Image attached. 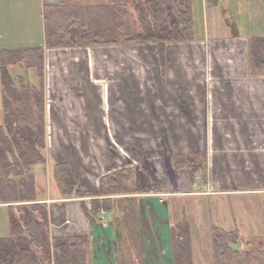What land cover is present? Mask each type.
I'll use <instances>...</instances> for the list:
<instances>
[{
  "label": "crops",
  "instance_id": "obj_1",
  "mask_svg": "<svg viewBox=\"0 0 264 264\" xmlns=\"http://www.w3.org/2000/svg\"><path fill=\"white\" fill-rule=\"evenodd\" d=\"M112 1L0 0V50L44 48L46 163L33 165L31 172L37 202L48 209L50 236H86L91 264H120L119 217L132 214L140 264H174L177 224L187 221L194 241L201 218L209 230L230 227L223 219L225 201L234 214L231 200L241 208L243 201L264 199V71L249 67L250 39L264 35L239 30L212 35L210 11L225 1L226 18L236 0H219L215 7L192 0L196 38L167 42L164 59L157 42L46 45V5L62 9ZM9 71L16 82L23 78L40 88L36 68L19 62ZM1 106L0 124L3 89ZM204 148L208 182L193 184L186 169L173 166L172 156ZM57 163L69 165L78 191L95 192L104 175L129 166L136 170L135 188L159 191L112 196V209L95 217L93 197L63 194L54 178ZM191 199H198L199 207L187 205ZM263 216L258 223L240 217L224 230L241 233L243 226L264 224Z\"/></svg>",
  "mask_w": 264,
  "mask_h": 264
},
{
  "label": "trees",
  "instance_id": "obj_2",
  "mask_svg": "<svg viewBox=\"0 0 264 264\" xmlns=\"http://www.w3.org/2000/svg\"><path fill=\"white\" fill-rule=\"evenodd\" d=\"M210 7L219 0H206ZM128 0L111 4L67 6V15L55 21L54 6L44 7L46 45L49 47L96 45L106 43L157 42L164 59L165 44L196 38L192 0H134L139 26L132 33L128 24ZM62 8V9H65ZM24 63L36 68L40 88L32 87L23 78L16 82L9 66ZM249 67L252 72L264 71V36L249 42ZM0 77L3 89L4 120L0 124V204H7L10 234L0 237V264H91V241L86 236L51 237L48 209L37 202L35 175L31 168L45 164L44 48L0 50ZM177 169H186L193 184L208 182L207 149L177 153L172 156ZM54 178L66 196H90L91 212L99 217L101 210L112 209V196L153 193L159 188L137 189L130 168L120 169L101 178L95 192L76 190L74 175L66 163H57ZM108 197V198H99ZM214 264H252L249 253L235 246L241 243L239 230L227 231L213 226ZM174 264H194L192 234L187 221L172 229ZM264 264V257L262 258Z\"/></svg>",
  "mask_w": 264,
  "mask_h": 264
},
{
  "label": "rangeland",
  "instance_id": "obj_3",
  "mask_svg": "<svg viewBox=\"0 0 264 264\" xmlns=\"http://www.w3.org/2000/svg\"><path fill=\"white\" fill-rule=\"evenodd\" d=\"M86 1V0H81ZM134 0H128L127 4V18L130 30L132 33H135L139 26L138 12L134 9L132 4ZM237 5V7H236ZM225 1L221 5L220 9H215L210 11L209 18V29L212 35H229L231 33H236V31H242L243 33H254L256 35H264V0H236V4L233 5L230 2V11L228 17H222V11L225 9ZM69 9V8H68ZM65 9H57L54 10L55 13L54 19L55 21L62 22L61 16L67 15L66 20L64 21V25H67L70 22L71 11ZM226 10V9H225ZM228 11V10H226ZM198 15H201V11L199 9ZM67 23V24H66ZM23 66V65H22ZM19 66L18 68H20ZM24 68V66H23ZM25 73L31 72V69H25ZM260 72V71H258ZM25 75V74H24ZM2 87L0 82V117L2 119ZM46 144V140H45ZM43 152V149H42ZM141 167L142 163H139ZM146 165V164H144ZM152 165H150V168ZM130 168L133 172L134 178L136 170L134 167ZM197 200V201H193ZM222 203V202H220ZM229 203V202H228ZM225 201L227 207H225L223 219L225 222H230V227H225L224 229H230L233 226V223L236 219L245 217L250 219V221L255 220V222L260 221L258 219L259 214L262 212L264 214V199L262 200H250L243 201L244 206L239 208L236 206V201L231 200L232 209L236 213L232 214L230 212V206ZM179 204L177 201H174L173 206L175 207ZM196 204L199 207L200 201L198 199H191L187 203ZM211 204V203H210ZM242 204V201H241ZM214 209V208H213ZM249 211L251 216H243V211ZM177 208L175 210V219H177ZM221 211V210H220ZM216 216V213H213ZM222 215V214H221ZM218 217V215H217ZM264 217V216H263ZM253 219V220H251ZM224 222V223H225ZM264 222V221H263ZM203 218H201V223L199 227L196 228L194 234V241L192 239V246L195 255V264H214L213 261V240H212V232L209 228H205L203 224ZM255 224L252 226L242 227V240L241 243L237 244L235 247L238 249L245 250L249 253L248 257L251 260L252 264H262V258L264 257V224ZM119 259L120 264H140L142 260V247L140 242V234L138 231V226L136 225V220L134 215L129 214L128 216H120L119 217ZM262 230V231H260ZM10 234V215L9 210L6 206L0 205V237H5ZM121 235V236H120ZM210 258V259H209ZM205 259V261H204ZM174 260V259H173ZM209 262V263H208Z\"/></svg>",
  "mask_w": 264,
  "mask_h": 264
}]
</instances>
